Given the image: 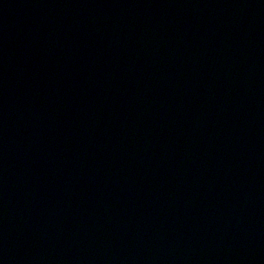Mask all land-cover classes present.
Returning <instances> with one entry per match:
<instances>
[{"label": "water", "instance_id": "1", "mask_svg": "<svg viewBox=\"0 0 264 264\" xmlns=\"http://www.w3.org/2000/svg\"><path fill=\"white\" fill-rule=\"evenodd\" d=\"M0 264H264V0H0Z\"/></svg>", "mask_w": 264, "mask_h": 264}]
</instances>
